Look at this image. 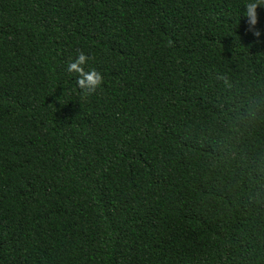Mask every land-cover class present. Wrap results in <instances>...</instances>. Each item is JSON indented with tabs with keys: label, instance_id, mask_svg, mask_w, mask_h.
I'll use <instances>...</instances> for the list:
<instances>
[{
	"label": "trees",
	"instance_id": "16d2710c",
	"mask_svg": "<svg viewBox=\"0 0 264 264\" xmlns=\"http://www.w3.org/2000/svg\"><path fill=\"white\" fill-rule=\"evenodd\" d=\"M248 2L0 0V264H264Z\"/></svg>",
	"mask_w": 264,
	"mask_h": 264
},
{
	"label": "clouds",
	"instance_id": "9594fccd",
	"mask_svg": "<svg viewBox=\"0 0 264 264\" xmlns=\"http://www.w3.org/2000/svg\"><path fill=\"white\" fill-rule=\"evenodd\" d=\"M257 4L264 7V0H249V2L245 5V11L243 15L247 17V21L250 25L255 24L256 22V12L255 9ZM89 59L83 52H80L76 55L75 60L68 62L67 70L69 72H76L77 75V86L86 92H93L96 87L101 82L100 74L92 68L85 70L82 66Z\"/></svg>",
	"mask_w": 264,
	"mask_h": 264
}]
</instances>
